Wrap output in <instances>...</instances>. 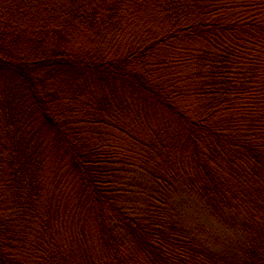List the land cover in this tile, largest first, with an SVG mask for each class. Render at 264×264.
<instances>
[{
	"label": "trees",
	"instance_id": "trees-1",
	"mask_svg": "<svg viewBox=\"0 0 264 264\" xmlns=\"http://www.w3.org/2000/svg\"><path fill=\"white\" fill-rule=\"evenodd\" d=\"M0 264H264V0H0Z\"/></svg>",
	"mask_w": 264,
	"mask_h": 264
},
{
	"label": "rangeland",
	"instance_id": "rangeland-1",
	"mask_svg": "<svg viewBox=\"0 0 264 264\" xmlns=\"http://www.w3.org/2000/svg\"><path fill=\"white\" fill-rule=\"evenodd\" d=\"M174 200L177 212L205 247L217 253H232L230 245L236 232L222 221L220 215H215L203 204L200 205L195 196L180 194ZM226 245L227 249L224 248Z\"/></svg>",
	"mask_w": 264,
	"mask_h": 264
}]
</instances>
